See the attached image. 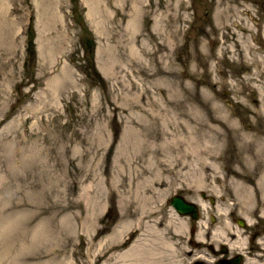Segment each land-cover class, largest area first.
<instances>
[{
	"label": "rangeland",
	"instance_id": "1",
	"mask_svg": "<svg viewBox=\"0 0 264 264\" xmlns=\"http://www.w3.org/2000/svg\"><path fill=\"white\" fill-rule=\"evenodd\" d=\"M31 17L35 57L25 68ZM153 36L163 42L156 54ZM174 77L188 83V103H205L212 85V102L244 115L238 128L248 136L223 141L246 144L230 167H255L253 187L264 167L255 140L264 138V116L255 117L264 111V0H0V264H10L2 251L23 258L44 249L37 264H104L100 244L118 252L133 243H142L140 264L194 262L187 241L204 211L183 217L169 199L205 203V174L199 189L193 172L172 177L167 194L165 185L139 194L149 184L136 182L143 169L153 177L152 167L127 164L129 121L150 111L151 99L173 96ZM185 115L205 134V109L195 115L187 104ZM162 241L175 243L173 258Z\"/></svg>",
	"mask_w": 264,
	"mask_h": 264
},
{
	"label": "bare ground",
	"instance_id": "2",
	"mask_svg": "<svg viewBox=\"0 0 264 264\" xmlns=\"http://www.w3.org/2000/svg\"><path fill=\"white\" fill-rule=\"evenodd\" d=\"M217 20L218 19H216V22ZM152 39L153 41H155L156 44V47L154 48V54L164 49L163 47H161L163 42L158 41V37L155 38V36H153ZM169 44H171V42ZM164 47L166 48V46ZM246 50L247 49L245 48L243 49L244 52ZM229 52L231 53V50H229ZM210 55L213 56L212 54ZM221 56L222 52L219 49V57L221 60H224L223 58H221ZM230 58L232 57L230 56ZM211 69H213L212 66ZM163 73H167V70H165ZM201 74L203 73L201 72ZM193 76L198 77V73L193 72ZM172 82L173 83L171 84L173 87V96L171 92L166 91V96L164 99H151L149 102H147L149 106L148 109H150V111L145 110L144 113H142L141 115L139 114L136 119L132 118L129 121V128L127 129V131L131 133L132 136H134L130 144V146L134 150V154H132L128 158L127 164L130 169L132 167L137 168L139 166V163L144 161V163L152 167L154 177L153 178L146 176L145 170L143 169L141 173V180L136 182L137 186H140L141 183H143L144 185L147 183L149 184V186L147 189H144V191H141V188L137 187V193L139 194L140 192L141 194H146V192L151 191V188L154 189V187H159L163 185H165L164 187L166 188L162 190V193L167 194V192L169 191L168 187L171 185L172 177L177 179L178 177H182L187 174H193V172L196 173L197 178V183L195 186L196 189L202 188L204 182V174L207 177L206 171L208 168L209 159L216 158L215 154L209 155L208 152L209 150H216L218 148V143L216 140H214L213 136L220 134V126L226 125L231 127V134L235 138L241 136L242 138H246V135L250 133L246 131L241 132L236 126L237 120L233 117H229L226 114L225 110L222 108V106H220L217 102L211 101L209 95L210 93H214L212 90V85L206 86L207 90L205 96V103L201 101L198 103H188L190 96L187 91L188 83L179 81L176 77L173 78ZM160 83H162V81H160ZM167 83L168 82L163 81V84ZM256 92L258 94L260 92V89L258 87H256ZM202 93H204V90H202ZM186 96H188V98H186ZM213 96L215 95L213 94ZM208 103H210V106L207 108L205 104ZM187 104L188 108L195 115H200L203 109H205V114L207 116L205 118L206 122L204 125L205 134L204 131L196 132V128H193V126L191 127V123L187 122L184 119L186 117L185 113L187 110ZM261 108L262 106L260 105L259 112L258 110L257 112L255 110V117L259 118L261 113L264 116V111L261 110ZM243 119H245V117H243ZM147 128L153 129L151 130L150 134L147 133L149 134V136L145 134ZM260 132L262 133V131ZM259 134V132L254 131V135L259 136ZM258 138L261 139L262 143L264 144V138L257 137L255 138V140H258ZM192 166L195 167V170L194 167L192 169L190 168ZM118 183L119 176L114 178L111 182V194L117 193L119 187ZM236 185L237 189L243 190L245 192L246 187L243 186L244 184L236 183ZM142 188H144V186H142ZM240 199H238V201L241 205H249V199H244V197H242L241 200ZM189 202L196 205L199 209V212L200 210L204 211V224H199V226H197L196 224V227L193 228L195 229V232L193 233L191 238L197 243L203 244L205 240V232L210 228V226L207 225V223L205 222V212L207 211L206 204L201 200H195V203L193 201ZM240 204H238V206ZM217 211V214L220 218H223L225 216H223V209L220 206L217 207ZM174 212L178 215H181L175 210ZM181 216L190 218V216ZM222 222L223 219L221 221V225L214 227V231L212 232V235L210 237V240L215 245L227 242V237L230 236L232 233L235 234L236 232L232 224L226 221H224L223 223ZM179 229L180 228L178 227L176 231H178ZM191 239H189L188 241H191ZM244 241L245 238L241 239L239 234V238L234 241L236 242L235 246L238 245V248H242L244 245ZM231 242L232 241H228V244L230 246H234V243ZM160 243L161 242H159V244ZM141 244L136 243L134 245L133 243L129 245L128 248L124 250H119L118 252L112 250L114 249L113 246L100 244L98 254L100 255V257L106 255V262L115 259L117 263L123 262V264H126L125 262H128V264H140L137 258V248L138 246H141ZM167 244L170 245V254H168L167 256L173 258L176 254V251L173 250L175 248V243L173 241H162L161 243L162 246H167ZM48 251L49 249H44L43 251L38 250L37 253L39 257L36 254H27L25 255V257L23 256V258H19L18 255H12L10 250L2 251L1 255L3 256V258H10V264H16L18 262H24L25 264H37V260L49 256V254L47 253H49L50 251ZM167 256L165 257L167 258ZM106 262H104V264H107ZM148 263L150 264V262L147 260L145 264Z\"/></svg>",
	"mask_w": 264,
	"mask_h": 264
},
{
	"label": "flooded vegetation",
	"instance_id": "3",
	"mask_svg": "<svg viewBox=\"0 0 264 264\" xmlns=\"http://www.w3.org/2000/svg\"><path fill=\"white\" fill-rule=\"evenodd\" d=\"M231 107L234 108V105ZM232 108L230 109L232 110ZM229 117L237 119L236 126L238 127L244 116L238 112H233ZM231 131V127L221 125L219 128L220 134L213 136L218 143V148L208 152L209 155L215 154L216 157L215 159H209L208 162L207 184L204 194L207 208L205 222L210 228L205 232L203 245L195 244L196 241L194 240L187 241L191 248L197 249L195 251L188 250L189 256L194 260L192 264H264V167H258L259 176L252 182L253 187H250L247 179L249 173L253 175L255 167H252V165L244 167L233 165V162L230 167V161L234 159L235 162L236 158L239 159L240 149L246 146V144L240 143L238 145L240 148L237 146L229 148L223 141V135L228 138L227 142H234L235 137L231 134ZM255 156L258 161L260 159L258 153ZM236 183L244 184L243 186L246 187L247 192L246 190L244 192L237 189ZM249 189H252V191L249 192ZM242 197L249 199L248 206L239 203L238 199H242ZM238 204L240 205L238 206ZM219 206L223 209V216L225 215L223 218H220L217 214V207ZM222 219L223 222L226 221L232 224L236 232L234 231L235 234L232 233L227 237V242L215 245L210 237L214 227L221 225ZM191 232L193 234L195 229ZM239 234L241 239L245 238L242 248H238V245L235 246L236 242H234L239 238ZM228 241H232L231 243H234V246H230ZM204 247H206V251L200 250ZM175 250L177 251V249Z\"/></svg>",
	"mask_w": 264,
	"mask_h": 264
},
{
	"label": "water",
	"instance_id": "4",
	"mask_svg": "<svg viewBox=\"0 0 264 264\" xmlns=\"http://www.w3.org/2000/svg\"><path fill=\"white\" fill-rule=\"evenodd\" d=\"M170 204L175 211L181 215L190 216L192 219H197L198 209L193 203L187 202L181 196H172Z\"/></svg>",
	"mask_w": 264,
	"mask_h": 264
},
{
	"label": "trees",
	"instance_id": "5",
	"mask_svg": "<svg viewBox=\"0 0 264 264\" xmlns=\"http://www.w3.org/2000/svg\"><path fill=\"white\" fill-rule=\"evenodd\" d=\"M32 25H30L28 29V40H27V46H26V59H25V68L28 66L31 59L35 57V51H34V42H33V34H32ZM81 44H84L83 38L81 39Z\"/></svg>",
	"mask_w": 264,
	"mask_h": 264
}]
</instances>
